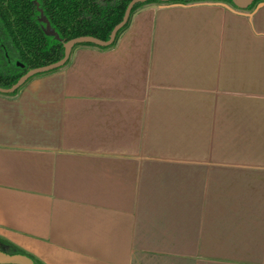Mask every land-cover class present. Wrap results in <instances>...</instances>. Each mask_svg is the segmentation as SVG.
I'll use <instances>...</instances> for the list:
<instances>
[{
  "label": "crops",
  "instance_id": "1",
  "mask_svg": "<svg viewBox=\"0 0 264 264\" xmlns=\"http://www.w3.org/2000/svg\"><path fill=\"white\" fill-rule=\"evenodd\" d=\"M224 4L140 11L0 94L1 240L39 264H264V4Z\"/></svg>",
  "mask_w": 264,
  "mask_h": 264
},
{
  "label": "trees",
  "instance_id": "2",
  "mask_svg": "<svg viewBox=\"0 0 264 264\" xmlns=\"http://www.w3.org/2000/svg\"><path fill=\"white\" fill-rule=\"evenodd\" d=\"M131 1L133 0H0V87L11 88L29 70L60 61L64 57V45L69 40L84 36L109 40ZM209 1L223 2L237 8L233 0ZM261 1L264 0H257L247 11ZM193 3L196 1L164 3L161 0H151L146 4L136 5L133 13L147 5ZM47 25L54 32L53 35L47 34ZM83 46L99 48L94 45L80 47ZM17 92L11 96H15ZM0 244V250L8 254H24L1 239Z\"/></svg>",
  "mask_w": 264,
  "mask_h": 264
},
{
  "label": "water",
  "instance_id": "3",
  "mask_svg": "<svg viewBox=\"0 0 264 264\" xmlns=\"http://www.w3.org/2000/svg\"><path fill=\"white\" fill-rule=\"evenodd\" d=\"M151 0H133L127 7V10L125 12V15L122 19V21L116 25L111 32L110 38L107 41L100 40L95 37L91 36H84V37H78L74 38L72 40H69L65 43V53L64 57L55 63H51L49 65H45L42 67H38L35 69L29 70L27 73H25L11 88L4 89L0 87V94L3 95H12L15 92H17L19 89H21L28 81L33 79L34 77L44 75L56 70H59L63 67H65L68 62L71 59V56L74 52V50L77 47H80L82 45H94L99 48H109L115 44V42L118 39L119 33L128 25L129 21L136 16V14L140 11H144L150 8H156L157 5H147L140 9L139 11L133 13V9L138 4H146ZM164 3H173L177 0H161ZM196 2H206L209 0H193ZM257 0H233L235 6L240 10H247L250 6H252ZM264 4V2H261L257 5V8L261 7ZM225 7L230 8L227 4H224ZM47 34L53 35L54 32L50 29V26L47 25ZM1 246V244H0ZM0 264H36L32 259H30L25 254L16 253V254H8L2 250H0Z\"/></svg>",
  "mask_w": 264,
  "mask_h": 264
},
{
  "label": "rangeland",
  "instance_id": "4",
  "mask_svg": "<svg viewBox=\"0 0 264 264\" xmlns=\"http://www.w3.org/2000/svg\"><path fill=\"white\" fill-rule=\"evenodd\" d=\"M17 65V64H16Z\"/></svg>",
  "mask_w": 264,
  "mask_h": 264
}]
</instances>
